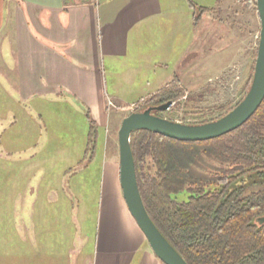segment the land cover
Returning <instances> with one entry per match:
<instances>
[{
	"label": "rangeland",
	"instance_id": "374dc122",
	"mask_svg": "<svg viewBox=\"0 0 264 264\" xmlns=\"http://www.w3.org/2000/svg\"><path fill=\"white\" fill-rule=\"evenodd\" d=\"M167 7L169 15L149 18L131 32L128 57L118 61L123 62V70L116 91L114 80L107 76L110 96L118 93L128 105H119L121 109H113L110 115L118 124L109 132L117 154L122 121L151 107L149 98L176 76L187 96L177 113L170 109L161 113L167 120L200 123L207 111L214 112L209 118H216L223 113L220 108L235 106L248 90L261 31L254 0H168ZM132 64L138 68L131 69ZM9 87L0 84L1 112L14 105V95L6 94L12 93ZM65 102L18 101L16 123L0 130V264L50 263L43 261L52 258L49 242L43 245L41 223L61 228L56 233L61 255L72 251V241L62 235L65 226L76 228L78 236L95 234L97 217L90 207L82 205L79 213L59 211L55 195L47 197L52 202L45 212L31 213L29 205L16 206L17 201L29 199L24 194L31 190L55 189L61 194L63 188L79 184L99 190L107 132L95 129L90 137L88 117ZM148 165L152 166L150 159ZM32 219L35 229L29 228ZM91 249L92 245L83 249V258Z\"/></svg>",
	"mask_w": 264,
	"mask_h": 264
},
{
	"label": "crops",
	"instance_id": "0c3cea01",
	"mask_svg": "<svg viewBox=\"0 0 264 264\" xmlns=\"http://www.w3.org/2000/svg\"><path fill=\"white\" fill-rule=\"evenodd\" d=\"M100 1L0 0V84L9 85L12 93L6 94L14 95V105L0 111V130L16 123L18 101L39 100L50 105L69 100L66 102L70 107L90 115L97 131L107 132L99 190L83 184L63 188L61 194L55 189L31 190L24 194L29 199L17 201L16 206L29 205L31 213L45 212L52 202L49 195H55L53 202L60 204L59 211L79 213L82 205L95 210L97 227L93 237L78 236L76 228L65 226L62 235L72 241V251L63 255L56 235L61 228L41 223L43 245L49 242L52 258L43 260L50 262L47 264H162L123 197L120 156L109 132L118 125L110 117L113 109L128 105L118 93L110 96L108 80H114L116 91V79L122 77L123 70V62L118 61L128 57L131 32L149 18L169 15L168 0ZM130 68L138 67L132 64ZM29 228L35 229L33 219ZM37 229L41 230L39 224ZM33 241L32 245L38 247ZM90 245L91 254L83 258V249Z\"/></svg>",
	"mask_w": 264,
	"mask_h": 264
},
{
	"label": "trees",
	"instance_id": "16d2710c",
	"mask_svg": "<svg viewBox=\"0 0 264 264\" xmlns=\"http://www.w3.org/2000/svg\"><path fill=\"white\" fill-rule=\"evenodd\" d=\"M258 46L259 39L241 100L220 108L216 118L207 111L203 121L189 125L217 121L243 101ZM186 96L176 76L148 101L152 107L172 101L174 114ZM87 117L91 137L95 125ZM131 148L147 212L187 264H264V101L243 126L217 139L182 142L141 130L132 134Z\"/></svg>",
	"mask_w": 264,
	"mask_h": 264
},
{
	"label": "water",
	"instance_id": "95a60500",
	"mask_svg": "<svg viewBox=\"0 0 264 264\" xmlns=\"http://www.w3.org/2000/svg\"><path fill=\"white\" fill-rule=\"evenodd\" d=\"M256 2L261 31L252 84L243 101L223 118L202 125L173 122L153 115V112L169 110L173 106L170 101L158 107H148L142 112L131 113L122 121L118 132L123 197L151 249L163 264L187 263L163 236L147 212L138 185L131 136L134 132L146 130L177 141L203 142L237 130L255 114L264 101V0Z\"/></svg>",
	"mask_w": 264,
	"mask_h": 264
},
{
	"label": "built area",
	"instance_id": "2783aa9c",
	"mask_svg": "<svg viewBox=\"0 0 264 264\" xmlns=\"http://www.w3.org/2000/svg\"><path fill=\"white\" fill-rule=\"evenodd\" d=\"M135 105H137V104L132 105V107H134ZM173 105H174V104H173ZM109 106H113V104L110 102V103H109ZM176 122L184 123L182 120H177Z\"/></svg>",
	"mask_w": 264,
	"mask_h": 264
},
{
	"label": "flooded vegetation",
	"instance_id": "af4514ba",
	"mask_svg": "<svg viewBox=\"0 0 264 264\" xmlns=\"http://www.w3.org/2000/svg\"><path fill=\"white\" fill-rule=\"evenodd\" d=\"M153 115L158 116L156 112H153ZM158 117H160V116H158Z\"/></svg>",
	"mask_w": 264,
	"mask_h": 264
}]
</instances>
